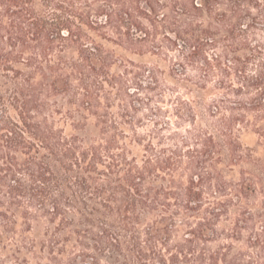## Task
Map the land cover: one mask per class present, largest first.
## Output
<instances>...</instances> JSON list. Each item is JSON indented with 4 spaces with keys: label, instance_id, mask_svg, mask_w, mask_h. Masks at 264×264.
Segmentation results:
<instances>
[{
    "label": "trees",
    "instance_id": "trees-1",
    "mask_svg": "<svg viewBox=\"0 0 264 264\" xmlns=\"http://www.w3.org/2000/svg\"><path fill=\"white\" fill-rule=\"evenodd\" d=\"M0 264H264V0H0Z\"/></svg>",
    "mask_w": 264,
    "mask_h": 264
}]
</instances>
